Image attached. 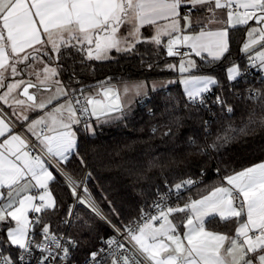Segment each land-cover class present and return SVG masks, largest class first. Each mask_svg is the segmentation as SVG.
Returning <instances> with one entry per match:
<instances>
[{"label": "snow or ice", "instance_id": "snow-or-ice-1", "mask_svg": "<svg viewBox=\"0 0 264 264\" xmlns=\"http://www.w3.org/2000/svg\"><path fill=\"white\" fill-rule=\"evenodd\" d=\"M144 28L152 35L144 36ZM241 29H246L240 48L247 56L244 71L257 68L264 74V0H0V264H70L79 242L61 225L80 221L76 204L85 205L115 233L101 237L102 246L89 253L86 264H264V162L233 170L207 194L190 196L182 205L172 206L171 200H180L198 181L188 178L166 192L158 190L148 210L142 208L139 217L120 226L102 214L87 187L86 196L80 195L81 182L59 168L73 156L85 163L79 153L81 126L93 135V120L97 125L120 120L128 109L112 78L98 81L95 91H89L93 86L73 87L79 83L75 72L65 82L62 59L79 55L85 64L110 60L113 51L135 53L141 44L154 45L157 54L164 48L167 57L180 58L166 69L180 74L176 82L183 85L184 107L206 108L205 94L220 81L193 75L200 65L192 57L222 61L230 53V33ZM241 76L238 64L226 69L229 82ZM122 87L125 95L135 90L139 96L145 84L125 82ZM44 93L47 99H40ZM246 99L264 113V91L249 90ZM213 103L234 113L232 106L224 108L221 96ZM38 112L43 114L31 119ZM256 123L264 126V114L255 119L253 113L242 128H221L200 151L218 150ZM203 124L205 136H211L212 121ZM189 143L196 141L189 138ZM53 169L64 176L75 201L55 228L44 221L60 208L50 187L56 180ZM214 220L235 224L234 232L209 230Z\"/></svg>", "mask_w": 264, "mask_h": 264}, {"label": "trees", "instance_id": "trees-1", "mask_svg": "<svg viewBox=\"0 0 264 264\" xmlns=\"http://www.w3.org/2000/svg\"><path fill=\"white\" fill-rule=\"evenodd\" d=\"M245 31L246 29L233 30L230 33V53L222 61L203 63L197 58L200 70H192V74L209 75L220 81L222 87L212 86L210 91L223 97L226 102L224 108H234L232 114L223 110L219 104L213 105V95H209L210 93L205 94L206 108L192 105L185 108L183 88L176 82L179 73L166 69V65H176L178 60L176 57H167L164 48L157 54L154 45L141 44L137 46L135 53L117 54L113 51V58L110 60L85 64L80 63L83 58L79 55L62 59L61 62L67 69L62 79L67 82L71 73L75 72L79 80V83L73 82L75 88L82 84L93 86L89 89L93 90L98 81L106 78H112L111 83L114 84L175 79L173 83L138 98L125 118L95 125L93 135L84 134L80 129L79 153L85 163L82 165L73 156L64 165V169L75 179L91 174L85 180L89 192L119 226L139 217L142 208L148 210L158 190L164 189L166 185L171 187L181 180L198 179L191 191H184L182 198L175 199L173 203V206L182 205L188 197L198 198L212 187L218 186L222 178L233 170L239 171L264 161V126L259 123L250 125L247 134L238 135L235 140L218 150L208 148L207 152L200 151L212 143L221 128L228 124L242 128L253 113L255 119L264 114L257 104L246 99L249 90L264 91V74H259L257 69L251 75L244 73L247 56L240 48ZM142 32L144 36H150L152 31L144 28ZM163 41L166 43V38ZM234 63L240 66L242 76L229 82L226 69ZM130 108L129 106L126 111ZM208 120L212 121L211 136L204 134L203 122ZM169 129L170 134L164 135ZM189 138L196 143L190 144ZM217 169L220 170L219 175ZM50 187L60 208L57 213L46 215L44 221H50L55 228L65 217L73 197L60 175H57ZM75 213L81 217L80 221L67 228L61 225V230L79 242V247L73 253V257L79 260L101 243V237L106 239L112 232L102 219L84 205L78 204ZM226 226L228 230H232L235 224ZM3 235L0 232V236Z\"/></svg>", "mask_w": 264, "mask_h": 264}, {"label": "built area", "instance_id": "built-area-1", "mask_svg": "<svg viewBox=\"0 0 264 264\" xmlns=\"http://www.w3.org/2000/svg\"><path fill=\"white\" fill-rule=\"evenodd\" d=\"M182 51H187V49L186 48H182L181 49ZM177 58V60L178 59H180L179 57H176ZM255 69H257V68H249L248 70H247V72H245L244 71V73L245 74H247V75H251V73L255 70ZM257 70H259V69H257ZM81 85H79L77 88H79ZM210 93V94H209ZM208 94L209 95H213L212 96V104L213 105H215L216 103H213L215 100H216V97L217 96H221L220 94H214V92H212V91H210ZM206 97H207V95H206ZM227 107V106H226ZM225 107V108H226ZM81 130H82V132L84 133V134H87V133H85L84 131H83V128H82V126H81ZM23 132V131H22ZM24 134V133H23ZM26 138L27 139H30V140H32L28 135L26 136ZM33 141V143H35V141L34 140H32ZM59 172V171H58ZM60 173V172H59ZM60 176L62 177V179L64 180V182H65V178H64V176H62L61 175V173H60ZM73 179H75L74 177H73ZM192 179V178H191ZM75 180H77V181H80L81 182V184H80V188L78 189V191H79V193H80V195H82V196H86V194L83 192V189H84V187H87V185H86V182H85V174L82 176V178L81 179H75ZM192 180H195V181H198V179H192ZM170 186H168V185H166L165 186V188L164 189H162V190H160L159 192H166V191H168V188H169ZM88 189V188H87ZM158 193V192H157ZM157 193H156V196H155V199L157 198ZM88 194H90V196H91V200L92 201H94L95 202V205L96 206H98L99 207V209L101 210V212H102V214L104 215V216H106L109 220H111L112 221V223H114V224H116V225H118L116 222H114L107 214H106V212L100 207V205L97 203V201L95 200V198L92 196V194L89 192V190H88ZM154 199V200H155ZM174 201H175V198H173L172 200H171V205L173 206V203H174ZM75 203V201H74V198H73V200H72V202L69 204V205H73ZM153 203V202H152ZM78 204H76V206H77ZM85 206V205H84ZM86 207V206H85ZM76 208V207H75ZM87 208V207H86ZM90 210V209H89ZM91 211V210H90ZM99 217V216H98ZM64 218V217H63ZM62 218V219H63ZM100 218V217H99ZM107 225H108V227L111 229V234L109 235V236H113V235H115V233L113 232V230H112V228L109 226V224L105 221V220H103ZM119 226V225H118ZM68 226H65V228H67ZM70 235V234H69ZM72 236V235H71ZM73 237V236H72ZM108 238V237H107ZM36 239L37 240H39L40 239V237H39V230H37V235H36ZM120 239L121 240H123V237H120ZM102 246V244L100 243L97 247H95V248H92V249H90L89 250V252L87 253V255L85 256V257H83L82 259H75L74 257H72V259H71V261H70V264H86V260L88 259V255H89V253L90 252H92V251H95L96 249H98L99 247H101ZM5 254H7V253H5ZM33 264H34V261H33ZM109 264H110V262H109Z\"/></svg>", "mask_w": 264, "mask_h": 264}, {"label": "crops", "instance_id": "crops-1", "mask_svg": "<svg viewBox=\"0 0 264 264\" xmlns=\"http://www.w3.org/2000/svg\"><path fill=\"white\" fill-rule=\"evenodd\" d=\"M196 15H203V13H194V16H196ZM217 15H220V13L218 12L217 13ZM226 18V17H225ZM252 22H250V24H251ZM220 25H213V27H219ZM128 29H125V32L127 31ZM198 30V29H197ZM152 31V30H151ZM151 35H152V32H151ZM150 35V36H151ZM163 39V38H162ZM244 40H245V38H244ZM244 42V41H243ZM243 42H242V44H243ZM242 46V45H241ZM257 50H259V49H257ZM111 56H112V54H111ZM205 56H206V54H205ZM193 59H195L196 61H197V58L198 57H195L194 55H193V57H192ZM179 64V59H178V61H177V63H176V65H178ZM231 66V65H230ZM229 66V67H230ZM193 75H200V76H209V75H204V74H193ZM181 77H180V74H179V77H178V80L180 79ZM128 83H133V82H128ZM113 86H117V87H119V85L120 84H114V83H111ZM182 86V88H183V85H181ZM119 89H120V87H119ZM96 89L94 88L92 91H95ZM47 96H48V93H44L42 96H40L39 98L40 99H47ZM138 99V97L135 99V100H137ZM133 99H131V100H129V101H125L124 103L125 104H127L128 105V107L130 106V103L131 102H133L132 101ZM61 102H63V101H61ZM5 111L6 112H8L9 113V115L11 114V109H8V108H6L5 107ZM43 113H36V114H30L31 115V119H36V116L37 115H42ZM12 120L15 122V124H16V129H17V131H20L22 134H23V127L21 126V124L19 123V122H17L16 121V118L15 117H12ZM93 124H94V126L96 125L95 124V121L93 120ZM32 140H34L35 141V138L34 137H31L30 135H28ZM35 154V153H34ZM261 162H264V161H261ZM258 163H260V162H258ZM257 164V163H256ZM255 165V164H254ZM59 168L62 170V171H64V172H67L65 169H64V165L63 164H61V165H59ZM53 173H54V175H55V177H57V175H60V173L58 172V171H56L55 169H53ZM68 173V172H67ZM205 194H207V193H205ZM199 198V197H198ZM217 220H218V217H217ZM8 226H12V225H8ZM207 227L209 228V230H215V231H222V232H228L229 234H232L233 232H234V228H235V226L233 227V229L232 230H228L227 229V226L226 225H224V224H218L217 222H216V220H214V221H212V222H210V223H208L207 224ZM6 230V229H5Z\"/></svg>", "mask_w": 264, "mask_h": 264}, {"label": "rangeland", "instance_id": "rangeland-1", "mask_svg": "<svg viewBox=\"0 0 264 264\" xmlns=\"http://www.w3.org/2000/svg\"><path fill=\"white\" fill-rule=\"evenodd\" d=\"M169 81H175V79L174 78H163V79H153L150 81H144V80L133 81V83L144 82V84H145V88L142 90V92L139 96L136 95L135 90L132 92H129L128 94L125 95L123 93V87H122L124 83H121L119 85V87H120V91H121L122 101L125 102V101H129V100L133 99L132 100L133 102L130 103L131 108L127 112H130L133 109L134 103L136 101L135 99L137 97L140 98V97L146 96L143 94V92L149 93L150 91H153V86H155V90L162 88L164 86H167V85L171 84V83H168ZM133 83H131V84H133ZM128 84H130V83H128ZM89 91H92V90H89Z\"/></svg>", "mask_w": 264, "mask_h": 264}]
</instances>
